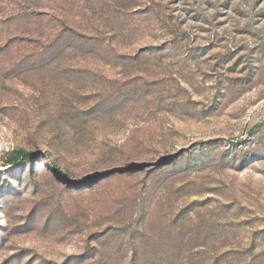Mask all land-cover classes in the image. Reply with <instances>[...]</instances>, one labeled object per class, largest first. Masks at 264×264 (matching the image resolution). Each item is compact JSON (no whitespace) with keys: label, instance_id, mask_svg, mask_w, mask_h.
<instances>
[{"label":"rangeland","instance_id":"374dc122","mask_svg":"<svg viewBox=\"0 0 264 264\" xmlns=\"http://www.w3.org/2000/svg\"><path fill=\"white\" fill-rule=\"evenodd\" d=\"M198 260L264 264V0H0V264Z\"/></svg>","mask_w":264,"mask_h":264},{"label":"trees","instance_id":"16d2710c","mask_svg":"<svg viewBox=\"0 0 264 264\" xmlns=\"http://www.w3.org/2000/svg\"><path fill=\"white\" fill-rule=\"evenodd\" d=\"M83 39L85 40H90V41H93V40H99L98 38H86V37H83ZM56 40H58V35H55V36H52L48 39V41H46V43L44 44V46H51L53 44V42H55ZM19 155L17 156V158H13L10 160L9 164H15L16 162H18V157H20V160L19 161H26L27 159H31V154L30 153H24V152H19L18 153ZM198 264H204V261H201V260H198ZM219 262L215 261V263H212V264H218Z\"/></svg>","mask_w":264,"mask_h":264}]
</instances>
